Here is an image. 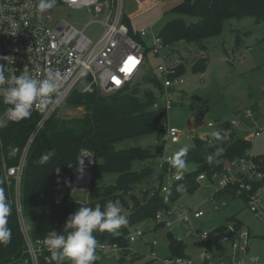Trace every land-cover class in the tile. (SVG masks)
Segmentation results:
<instances>
[{
    "label": "trees",
    "instance_id": "trees-1",
    "mask_svg": "<svg viewBox=\"0 0 264 264\" xmlns=\"http://www.w3.org/2000/svg\"><path fill=\"white\" fill-rule=\"evenodd\" d=\"M171 13L177 18L164 25L159 36L164 45L172 49L179 43L194 44L201 52H206L209 49L208 41L220 36L227 22L240 21L247 17L255 18L258 23L264 22V0H180ZM124 23L129 26L130 35L142 42L126 19ZM170 52L174 53L173 50ZM193 58L179 59V76L186 73L187 64L193 62ZM207 64V58L194 60L191 70L193 73H205ZM142 84L160 89V81L155 76L144 78ZM156 100L151 91H142L139 84H135V80L118 92L98 94L84 93L76 89L71 93L66 102L67 106L83 109L84 114L63 118L58 112L55 113L36 137L28 157L22 182V207L33 239L46 238L54 230L62 231L68 216L81 205L103 206L108 200H119L122 210L126 211L128 224L118 229V234L97 231L94 235L98 245L115 244L124 249L118 263L124 264L129 254V240L133 228L142 222L155 220L159 212L171 210L183 194H194L199 188L197 179L201 174L205 173L208 177L220 175L231 162L245 158L251 153V141L239 136L234 127L228 124L219 132L226 139L214 140L210 136L205 140H197V147L188 151L184 159L187 165H195L196 171L186 174L184 180L175 184L169 194L170 204L165 202L162 191L165 173L169 169H175L170 163L164 164L163 176L156 188L141 190L140 187L154 176V170L145 167L134 171L133 163L144 161L151 156H160L163 148L157 146L155 153L149 155L141 148L118 150L116 146L125 140L158 132L163 134L157 125L164 116L153 109ZM40 118V115H35L9 123L2 133L5 148L24 147ZM219 147L225 149L221 156L214 157L220 162L210 165L207 158L214 155ZM49 150H54L55 155L47 163L38 164L40 157ZM82 150L90 151L95 157V165L91 170L94 176L88 187L86 201L72 198L75 176L79 170L78 158ZM256 160L264 173V158ZM97 173H116L117 184L98 185L95 182ZM2 179L0 152V181ZM180 185H183L186 191H177ZM221 194L239 195L245 200L237 188L216 193ZM7 221L12 238L9 244H0V264H19L24 254V239L14 207H11ZM241 227V222L235 224L237 230ZM169 248L172 258L185 257L186 247L172 233H169ZM99 254L97 251L98 256ZM47 256L45 253L39 264H55L51 258L47 261ZM64 264L70 262L65 260ZM95 264H100V259Z\"/></svg>",
    "mask_w": 264,
    "mask_h": 264
},
{
    "label": "built area",
    "instance_id": "built-area-1",
    "mask_svg": "<svg viewBox=\"0 0 264 264\" xmlns=\"http://www.w3.org/2000/svg\"><path fill=\"white\" fill-rule=\"evenodd\" d=\"M152 6H161L164 0H149ZM173 2L175 0H167ZM38 0H0V57H10L8 60L0 59L3 72L6 77L0 84V152L3 170V179L0 188H3L7 202L14 207L18 216L21 232L24 239V254L19 264H39L40 258L47 253V261L51 254L45 243L46 238L33 239L30 227L23 215L22 207V182L27 166L28 157L32 145L40 131L48 120L58 112V109L66 104L71 93L78 89L83 82L86 86L80 90L84 93H113L125 89L136 80L144 66L146 55L143 41L139 42L130 35V28L124 23V0H57L56 6L45 14L37 12ZM61 7L73 10H86L90 16V22L79 29L76 25L66 21L54 23V11ZM98 23L102 27L100 36L93 40L88 37L85 30L88 25ZM150 30L137 32L143 40ZM153 54L160 58L157 67L160 74L159 98L153 105V109L166 116L174 109V92L184 84L182 76L178 75L181 66L180 60L174 65L168 66L172 59L168 46H165L160 37H154ZM28 71L36 78H44L47 73L57 77L60 84V102L50 105L47 112L41 113L33 109L29 117L40 115L41 118L22 148H5L2 141L3 129L11 122L22 119H13L8 112L10 105L3 102V93L10 86L8 81L12 76H18L23 71ZM28 117V118H29ZM163 120L157 125L163 132L164 141L178 142L182 131L169 126ZM245 124L252 128L246 140L264 137V125L258 126V119L254 112L245 114ZM237 127V123L232 124ZM208 128H215L209 123ZM171 157L164 159V164L169 163ZM164 164L161 166L164 168ZM79 170L77 175L78 186L87 185L91 181V170L95 165V157L88 150H82L78 158ZM179 175V179H177ZM84 177V181L80 180ZM167 184L163 185L164 200L170 204V191L176 183L185 179L183 174H173L172 169L165 173ZM217 182L219 191L237 188L238 193L245 197L249 211L264 229V173L255 156L248 153L247 157L231 162L222 174H214L208 177L201 174L197 182ZM205 213L200 210H186L173 206L171 210L159 212L155 221L158 225L172 228L174 222L179 221L185 227L194 228L191 218L201 219ZM198 240L203 243L209 238L208 232H193ZM191 234V232H190ZM234 238H224V242H231L234 253L243 252L241 257L234 254L232 264H252L248 261L250 232L248 228L233 229ZM144 233L135 231L132 233L129 245L141 240ZM182 241L180 237H176ZM154 244L153 246H155ZM98 252L120 253L124 252L118 245L99 244ZM130 253V250H128ZM208 264H212L207 257ZM155 264H194L187 257H176L156 261ZM257 264H261L259 260Z\"/></svg>",
    "mask_w": 264,
    "mask_h": 264
},
{
    "label": "rangeland",
    "instance_id": "rangeland-1",
    "mask_svg": "<svg viewBox=\"0 0 264 264\" xmlns=\"http://www.w3.org/2000/svg\"><path fill=\"white\" fill-rule=\"evenodd\" d=\"M180 0L163 1L161 6H152L149 0H124V16L134 32L150 30L152 34L143 41L146 60L135 84L139 88L149 90L156 99L159 98V90L152 85L142 84L148 76L160 78L157 67L160 58L152 51L154 37H159L164 25L177 16L171 10ZM91 20L86 10H73L61 7L54 11V23L66 21L83 29ZM85 33L93 40L102 33V27L98 23L87 26ZM209 49L201 52L196 45L179 43L174 45L172 60L168 66L174 65L180 58L194 57V60L207 58L208 64L205 73H193L192 63L187 64V71L181 77L184 84L174 92V109L164 118L171 127H175L184 133L178 142L171 140L164 142V135L160 132L125 140L117 144L118 150L141 148L149 155L154 154L156 147L163 148L160 156L149 157L144 161H135L133 170L140 171L145 167L154 170V176L144 183L141 190L156 188L163 176L164 159L172 157L183 146H188L189 151L197 147V140H205L212 136L213 132H221L226 125L237 123L234 127L239 136L247 139L252 128L244 122L248 111H255L258 126L264 125V22L258 23L255 18L247 17L243 20L227 22L224 32L208 41ZM86 86L83 82L79 90ZM63 118L79 117L84 114L83 109H73L67 104L58 109ZM212 123L215 128H208ZM251 154L255 158H264V137L251 140ZM196 171V166L189 164L180 172L172 170L173 174H183ZM94 172H91V178ZM116 173H97L95 182L100 186H114L117 184ZM163 185L167 184L163 177ZM219 191L218 183L203 181L194 194H183L175 206L186 210H200L205 213L201 219L191 218L188 228L191 237H187V229H178L174 222L172 228L157 226L155 220L140 223L132 232L141 231L144 237L135 243H131L124 264H155L157 261L173 257L169 248V233H176L183 241L185 256L191 258L194 264H206L210 257L212 264H232L234 254L241 257L243 252L234 253L231 242H224V238H234L233 229L236 223L241 222L251 231L248 261L251 256H259L261 264H264V229L254 215L249 211L247 204L239 195H216ZM74 197L88 198V192H77ZM126 216V211L122 210ZM185 226V225H184ZM208 232L209 238L200 243L193 233ZM156 244L155 246H153ZM100 264H118L120 253H100Z\"/></svg>",
    "mask_w": 264,
    "mask_h": 264
},
{
    "label": "clouds",
    "instance_id": "clouds-1",
    "mask_svg": "<svg viewBox=\"0 0 264 264\" xmlns=\"http://www.w3.org/2000/svg\"><path fill=\"white\" fill-rule=\"evenodd\" d=\"M57 0H38L37 12L45 14L56 6ZM10 57H0L8 60ZM0 65V84L6 77ZM10 86L3 93V102L10 105L8 112L13 119H25L31 115L33 109L41 113L47 112L50 105L60 102V84L57 77L47 73L44 78H36L28 71L21 72L18 76H12L8 81ZM214 140H224L218 132H213ZM189 151L188 146H183L175 153L169 163L180 172L187 166L184 159ZM223 147L217 148L214 155L208 156V163H219L218 159L223 154ZM55 155L54 150H49L37 161L38 164L47 163ZM59 171V169H57ZM179 179V175L176 177ZM177 191H186L183 185L177 187ZM11 213V205L7 202L3 188H0V244L7 245L11 242L12 231L8 227L7 217ZM128 224L127 217L123 214L119 200H108L103 206L95 207L81 205L71 213L62 231H53L46 238L45 243L51 254V260L55 264H64L65 260L70 264H95L100 257L97 255L98 241L95 232L108 231L118 234L117 230ZM259 256H251L252 264H257Z\"/></svg>",
    "mask_w": 264,
    "mask_h": 264
},
{
    "label": "crops",
    "instance_id": "crops-1",
    "mask_svg": "<svg viewBox=\"0 0 264 264\" xmlns=\"http://www.w3.org/2000/svg\"><path fill=\"white\" fill-rule=\"evenodd\" d=\"M80 180L81 181H84V177H80ZM76 182H77V175L75 176V188H74V192H73V197L72 198H76V199H78V200H81V201H86L87 199H83V198H77V197H74V195L77 193V192H82V191H87L88 192V186L87 185H82V186H78L77 184H76ZM222 195H224V194H222ZM176 223H177V227H178V229H181V228H185V229H187L188 230V232L186 233V236L187 237H191L192 235L190 234V231H189V229L187 228V227H185L181 222H179V221H176ZM157 226H161V225H158L157 224ZM235 227V226H234ZM242 227H246L243 223H242ZM246 228H248V227H246ZM248 230H249V232H250V239H251V231H250V229L248 228ZM177 233V232H176ZM176 233H172L173 235H175L176 237H180L178 234H176ZM183 242V241H182ZM200 242V241H199ZM201 243V242H200ZM249 246H250V241H249ZM185 255V254H184ZM185 257H187V256H185ZM187 258H189V257H187ZM189 259H191V258H189ZM206 264H208V260H207V262H206Z\"/></svg>",
    "mask_w": 264,
    "mask_h": 264
}]
</instances>
